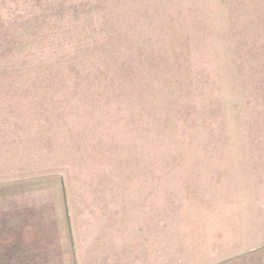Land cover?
Segmentation results:
<instances>
[{
	"label": "rangeland",
	"instance_id": "374dc122",
	"mask_svg": "<svg viewBox=\"0 0 264 264\" xmlns=\"http://www.w3.org/2000/svg\"><path fill=\"white\" fill-rule=\"evenodd\" d=\"M0 264H264V0H0Z\"/></svg>",
	"mask_w": 264,
	"mask_h": 264
}]
</instances>
